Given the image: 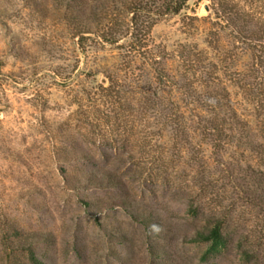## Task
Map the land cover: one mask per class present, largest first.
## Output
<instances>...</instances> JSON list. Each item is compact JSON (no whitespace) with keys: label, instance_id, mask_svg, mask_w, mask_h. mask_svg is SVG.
<instances>
[{"label":"rangeland","instance_id":"1","mask_svg":"<svg viewBox=\"0 0 264 264\" xmlns=\"http://www.w3.org/2000/svg\"><path fill=\"white\" fill-rule=\"evenodd\" d=\"M218 3L158 19L145 58L80 49L60 0H0V264H264V57ZM206 86L244 123L217 149Z\"/></svg>","mask_w":264,"mask_h":264},{"label":"trees","instance_id":"2","mask_svg":"<svg viewBox=\"0 0 264 264\" xmlns=\"http://www.w3.org/2000/svg\"><path fill=\"white\" fill-rule=\"evenodd\" d=\"M60 1L64 2V6L69 10L64 17L69 31L76 38V44L80 49H83L84 43L90 39L101 44L125 48L128 54H138L145 58L144 52L147 49L151 27L158 19L177 14L187 2V0ZM218 6L219 16L217 15V17L222 20L224 25L236 26L240 21L244 23L243 25L252 22V20L255 22V28L249 31L251 34L243 35V37L253 39L250 42L251 49L258 52V58L264 57V19L259 18L260 11L246 9L231 3V0H219ZM243 25L241 30L246 34L248 29ZM122 39H128L127 44H119ZM153 61L154 64L158 63L155 59ZM185 61L190 69L194 68L193 60L186 58ZM155 71L159 81L172 83L169 78H163L162 70L156 68ZM184 87L186 88V86ZM206 89L201 96L194 99H198L197 101L202 99L204 109L210 113L207 120H204L200 125V130L211 138L212 146L217 149L221 148L222 144H229L235 134L241 135L244 123L235 116V111L230 107L226 94H219L217 89H210L209 86H206ZM185 92H187V96H190L189 88ZM170 109H174L176 112L179 110L178 106L174 104H171ZM222 138H227V140L222 142ZM258 199L263 205L262 210H264V195L260 194ZM193 239L195 241L221 242L220 224L215 222L209 229L197 230Z\"/></svg>","mask_w":264,"mask_h":264}]
</instances>
